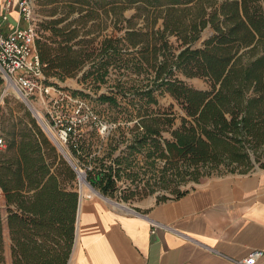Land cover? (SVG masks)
Wrapping results in <instances>:
<instances>
[{"label":"trees","instance_id":"obj_1","mask_svg":"<svg viewBox=\"0 0 264 264\" xmlns=\"http://www.w3.org/2000/svg\"><path fill=\"white\" fill-rule=\"evenodd\" d=\"M62 1L72 3V10L73 4L88 6L78 19L100 21L97 37L103 38L99 48H92V40L85 38L89 31L83 32L85 26L79 28V21L74 27L73 23L58 26L64 18L40 24L51 32L36 38L47 77L64 81L90 64L93 71H87L83 80L100 88L112 79L111 67L118 74L122 69L147 71V83L136 89L127 114V119L139 118L128 128L132 136L126 138V125L113 128L111 132L119 137H111L103 157L92 156L90 145L78 147L90 151L87 159L94 168L88 180L94 187L114 195L123 176L139 174L133 167L144 151L147 164L161 158L197 165L223 158L243 164L260 150L264 144V0ZM130 9L135 12L125 16ZM109 20L114 28L111 34L105 32ZM207 29L211 35L195 46ZM179 73L206 77L210 89L187 84ZM113 80L114 89L99 99L117 107L126 81L120 75ZM166 93L181 111L178 127L171 131L173 138L161 141L165 126H171L176 116H170L174 115L171 109L161 112L152 105L159 106L158 96ZM125 141V148L114 156ZM76 178L74 168L26 111L22 128L8 137L0 151V188L12 264H68L79 205ZM3 217L0 200V264L6 263Z\"/></svg>","mask_w":264,"mask_h":264},{"label":"crops","instance_id":"obj_2","mask_svg":"<svg viewBox=\"0 0 264 264\" xmlns=\"http://www.w3.org/2000/svg\"><path fill=\"white\" fill-rule=\"evenodd\" d=\"M32 1L36 16L38 0ZM71 4H47L54 12L43 20L64 18L58 26L72 27L79 21L89 37L97 19H78L88 6L73 4L72 10ZM18 24L26 27L27 21L19 23L14 9L5 30ZM132 207L86 196L68 264H237L254 250L264 252V169L211 179L140 211ZM6 258L12 264L10 236ZM256 264H264V253Z\"/></svg>","mask_w":264,"mask_h":264},{"label":"rangeland","instance_id":"obj_3","mask_svg":"<svg viewBox=\"0 0 264 264\" xmlns=\"http://www.w3.org/2000/svg\"><path fill=\"white\" fill-rule=\"evenodd\" d=\"M53 2H62V0H38L36 4L37 15L35 17L37 19L38 39H42V36L48 35V33L51 34L48 30L41 28L40 24H45V22H47V20H43V16L50 15L54 12L52 7H46L47 4ZM134 12V9L127 10L125 11V16L129 17ZM99 23L100 21L97 20L96 28H90L91 35L85 37L86 39L92 40L90 45L92 48H99L101 46L100 41L103 37H94L92 35L94 32H96V35L99 33V27L101 26ZM142 24V21H139V26H142ZM113 30V24L109 20L105 32L111 34ZM211 32V29L205 30L201 38L195 43V46H201L203 40L208 38ZM170 39L171 42L176 45L175 38L171 36ZM89 70L93 71V68L90 67V64H86L76 72L74 77H68L64 81L56 76H46V82L48 84L61 86L60 88H62V90L69 92L72 99L65 98L61 100L58 94H51L48 97L44 95V99L47 101L45 104L46 101L42 102V96L40 94L31 98L30 102L33 109L37 113H40L42 119L48 123L53 133L48 132L40 121V116L38 114L36 115V112L34 113L31 110L28 104L22 99L21 95L13 88L7 86L6 82L0 78V135L4 137L5 141L13 132L20 131L22 128V118L26 111L30 112L31 116L36 120L37 124L55 146L54 138L60 135V131L65 125H73V135L72 138L68 137L65 143V149L71 162L75 164L78 170L84 172L86 175L89 184L83 187L84 198L86 196L95 197L97 195L105 198L112 205L114 203L121 206H134V209L140 211L151 203L163 199L174 198L179 193L186 192L211 179L233 174H245L258 169H264V144L256 154H251L250 162L243 164L231 162L226 158L220 161L210 159L206 162H200L197 165H190V163H182L181 161L178 162V159H173L171 162H168L165 159L157 158L154 164L151 165L146 163V151H144L138 154V164L133 167V170L138 171L139 174L123 176V178L117 182L114 195H105L88 180L89 171L94 168V164L89 163V159H87V154L90 151L82 150L78 147L79 145H83L87 148L90 145L92 152H94L92 156L98 154L100 157H103L106 155L111 137H119L118 132H111L113 128L118 125H126V138L132 136L128 128H133L139 118L134 116L127 119V114L132 109L131 98H133L135 92H137L136 89L143 87L147 83V71L143 70L141 74H138L134 73L131 69H122V74H118L120 72L111 67L112 79L102 84L100 88H94L88 86V83L83 80L85 73ZM119 75L126 83L120 97L122 101L119 106L116 107L109 103L102 102L99 97L101 94L110 93L111 90L114 89L115 81L113 79ZM178 76L186 81L187 84L197 89H210V82L206 77H187L182 73H179ZM55 99H57V101H55ZM158 99L159 106L152 105V108L158 111L161 110V112L171 109L174 115L170 116H176L171 126H165L162 137L160 138L161 141H164L165 138L170 140L173 138L171 131L178 127V111L181 110L178 106V102L168 93L159 95ZM104 126H107V129L102 131ZM125 144L126 141L120 144L121 148L115 150L114 156L121 153V150L125 148ZM73 147H77L78 151L74 153ZM57 149L73 167L65 154L62 153L58 147ZM105 162L107 165L110 164V160H105ZM125 197H128V199ZM0 200L4 215L3 240L6 257V247L8 246L10 232L8 235L9 228L7 224L6 203L4 194H2L1 191ZM5 264H8L7 258Z\"/></svg>","mask_w":264,"mask_h":264},{"label":"built area","instance_id":"obj_4","mask_svg":"<svg viewBox=\"0 0 264 264\" xmlns=\"http://www.w3.org/2000/svg\"><path fill=\"white\" fill-rule=\"evenodd\" d=\"M14 9H17L18 12V22L20 23L22 20H25L27 21V26L21 27L18 24L6 31L5 25L9 21L10 14ZM36 20L32 0H0V78L6 82L7 86L16 89L20 93L22 99L34 113L36 111L33 109L30 101L32 97L38 94L42 96V102L46 101L44 95L48 97L51 94L60 95L61 100L65 98L72 99L69 92L62 90L61 86L46 82L44 64L40 59L36 46V38L38 37ZM35 114L40 116L38 118L48 132H52V129L42 119L40 113L36 112ZM106 129L107 126H104L102 131ZM73 130V125L67 124L60 131V135L54 138L56 146L66 157H68V154L65 149V143ZM5 148L6 141L0 135V151H3ZM73 168L77 174L76 188L79 193V211L84 199L83 187L89 183L84 172L78 170L75 164ZM263 253L262 250H254L248 257L234 261L237 264H256L257 259Z\"/></svg>","mask_w":264,"mask_h":264},{"label":"water","instance_id":"obj_5","mask_svg":"<svg viewBox=\"0 0 264 264\" xmlns=\"http://www.w3.org/2000/svg\"><path fill=\"white\" fill-rule=\"evenodd\" d=\"M245 49H242L241 52H243ZM68 158V157H67ZM68 160L71 162V160L68 158ZM72 163V162H71ZM72 165H74V163H72ZM1 190V188H0ZM1 193H2V190H1ZM3 194V193H2Z\"/></svg>","mask_w":264,"mask_h":264},{"label":"bare ground","instance_id":"obj_6","mask_svg":"<svg viewBox=\"0 0 264 264\" xmlns=\"http://www.w3.org/2000/svg\"><path fill=\"white\" fill-rule=\"evenodd\" d=\"M14 89V88H13ZM14 90H16V89H14ZM17 91V90H16ZM18 92V91H17ZM19 93V92H18ZM20 94V93H19ZM1 191V190H0ZM117 205V204H116ZM117 206H121V205H117ZM121 207H125V206H121Z\"/></svg>","mask_w":264,"mask_h":264}]
</instances>
